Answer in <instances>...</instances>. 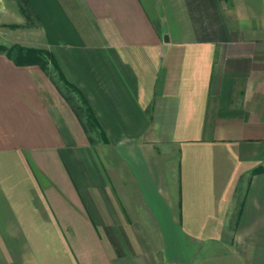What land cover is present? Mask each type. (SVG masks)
Returning <instances> with one entry per match:
<instances>
[{"label":"crops","instance_id":"obj_1","mask_svg":"<svg viewBox=\"0 0 264 264\" xmlns=\"http://www.w3.org/2000/svg\"><path fill=\"white\" fill-rule=\"evenodd\" d=\"M25 1L55 67L0 48V264H264V0Z\"/></svg>","mask_w":264,"mask_h":264},{"label":"rangeland","instance_id":"obj_2","mask_svg":"<svg viewBox=\"0 0 264 264\" xmlns=\"http://www.w3.org/2000/svg\"><path fill=\"white\" fill-rule=\"evenodd\" d=\"M24 11H25V25L24 28L25 29H21L20 32L22 33L23 31H29L28 29H32L31 27L34 24V21L31 17V14L29 12V9L27 7L26 4L23 5ZM16 28L12 27L10 28L9 32H7V34H5V32L0 31V48L6 47L7 50L9 51V54L14 57V58H18L21 61H27L28 57L26 56L25 53H21L22 50H26V49H34L36 50L38 53L35 54V57L33 58L34 60H38L41 62V64H43V67L45 68L46 71H50L52 72L55 67L54 62L52 61V59L50 58V55L48 54V52L46 50L43 49H37V48H30V44L28 43L31 41V39H27V38H22L20 37L17 33H16ZM29 46V48H28ZM23 56V57H21ZM32 56V55H31ZM70 94H68V96L71 98L72 103L74 106H76L77 108L79 107L78 110L81 111V113L83 115H86L87 117H85L87 119V121L89 123H93V120L91 119V117L88 114V111L85 110L84 108H82L80 100L78 99L77 95L74 93V91H69Z\"/></svg>","mask_w":264,"mask_h":264},{"label":"trees","instance_id":"obj_3","mask_svg":"<svg viewBox=\"0 0 264 264\" xmlns=\"http://www.w3.org/2000/svg\"><path fill=\"white\" fill-rule=\"evenodd\" d=\"M16 2H17V4H18V6H19V8H20V10L22 11V12H25L24 11V8H23V5L24 4H26V1L25 0H15ZM25 53L26 54V56H27V58L28 57H30V58H28L27 59V61H24L26 64H34V65H38L42 70H45V68L43 67V64H41V62L40 61H38V60H34L33 58L35 57V54L36 53H38L36 50H34V49H26V50H22L21 51V53ZM49 54V53H48ZM32 55V56H31ZM50 55V54H49ZM21 57H23V56H21ZM24 58V57H23ZM50 58L52 59V57H51V55H50ZM93 119H94V117L93 116H91ZM263 171V169H261V168H259L256 172L258 173V172H262Z\"/></svg>","mask_w":264,"mask_h":264},{"label":"water","instance_id":"obj_4","mask_svg":"<svg viewBox=\"0 0 264 264\" xmlns=\"http://www.w3.org/2000/svg\"><path fill=\"white\" fill-rule=\"evenodd\" d=\"M159 11H160V8H159ZM160 14H161V12H160ZM164 40L166 41V40H167V38L165 37V38H164Z\"/></svg>","mask_w":264,"mask_h":264}]
</instances>
